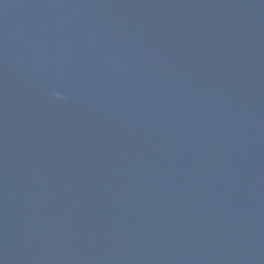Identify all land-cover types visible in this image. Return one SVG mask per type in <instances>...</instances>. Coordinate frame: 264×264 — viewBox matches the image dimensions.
<instances>
[{
	"label": "water",
	"instance_id": "obj_1",
	"mask_svg": "<svg viewBox=\"0 0 264 264\" xmlns=\"http://www.w3.org/2000/svg\"><path fill=\"white\" fill-rule=\"evenodd\" d=\"M0 264H264V0H0Z\"/></svg>",
	"mask_w": 264,
	"mask_h": 264
}]
</instances>
